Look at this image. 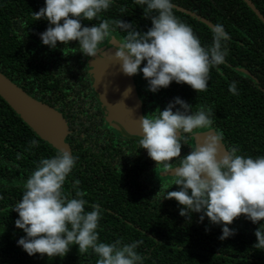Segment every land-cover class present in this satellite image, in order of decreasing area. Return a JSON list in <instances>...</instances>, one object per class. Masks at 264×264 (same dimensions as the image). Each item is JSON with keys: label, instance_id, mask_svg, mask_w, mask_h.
I'll use <instances>...</instances> for the list:
<instances>
[{"label": "trees", "instance_id": "obj_1", "mask_svg": "<svg viewBox=\"0 0 264 264\" xmlns=\"http://www.w3.org/2000/svg\"><path fill=\"white\" fill-rule=\"evenodd\" d=\"M252 2L264 15V0ZM172 3L174 14L191 26L202 45L211 44V32L200 17L224 26L231 37L226 62L218 66L219 71L210 69L203 92L172 81L153 93L138 72L136 87L143 115L151 117L179 96L192 105V111L201 106L211 111V128L222 136L226 149L235 146L242 155H264V22L244 0ZM43 5L44 0H0V71L28 94L55 107L67 120L66 142L69 152L78 159L66 178L64 194L73 196L80 190L88 201L86 210H91L93 203L100 206L99 241H140L136 251L143 258L142 264H264V250L253 247L259 222L253 224L240 214L229 225L235 234L220 240V225L210 224L207 217L199 221V213H192L187 221L179 215L183 206L174 198L159 199L165 188L177 189L175 184L169 186L172 175H162L166 170L163 165L138 147L139 136L119 131L107 120L91 83L87 66L90 57L80 52L77 42L64 45L58 41L55 48L41 43L38 34L48 22L34 20L32 12ZM99 18L131 22L140 32L151 26L143 8L133 0H114ZM81 23L91 26L99 20ZM125 34L113 26L98 47L112 36L122 42ZM233 80L238 82L236 95L228 91ZM31 139L39 144L29 149ZM194 143L192 135L182 144L180 155L189 152ZM58 150L0 96V264H96L97 256L90 249L79 253L75 244L63 257L51 258L39 253L28 255L16 244L24 233L14 225L18 213L11 206L20 198L34 162ZM172 159L170 168L179 161Z\"/></svg>", "mask_w": 264, "mask_h": 264}, {"label": "clouds", "instance_id": "obj_2", "mask_svg": "<svg viewBox=\"0 0 264 264\" xmlns=\"http://www.w3.org/2000/svg\"><path fill=\"white\" fill-rule=\"evenodd\" d=\"M113 2L44 0V5L32 12L34 20L48 22L38 34L41 43L55 48L58 41L64 45L76 41L83 55L93 57L116 26L126 33L112 54L124 74L142 73L147 89L153 93L172 81L186 83L196 92L206 90L210 69L219 71L218 66L226 62L228 54L227 42L231 37L222 24L209 25L211 44L202 45L191 26L174 14L172 0H133L151 20V26L143 32L137 31L131 22L100 19L99 14ZM93 19L99 23L91 26L81 23ZM237 83L229 82V93L238 94ZM130 91L129 87L124 94ZM191 109L192 105L177 96L151 117H140L142 134L138 147L145 149L157 164L172 170L169 186H178L171 191L165 188L159 199L174 198L183 206L179 215L187 221L192 213H199V221L207 217L210 224L220 225V240L235 234L229 225L244 214L253 224L259 222L254 229L253 247L264 250V155H242L235 146L221 153L222 136L211 128V111L203 106L196 111ZM200 128L209 131L181 156L182 144L188 143L193 130ZM38 144L36 139L29 140V149ZM172 158L179 161L170 168ZM77 159L65 149L34 162L20 198L11 206L18 213L14 225L24 233L16 244L28 255L39 253L49 258L63 257L75 244L79 253L90 249L97 256L96 264H142L143 258L136 251L140 241L123 244L119 239L109 243L99 241L100 206L93 203L89 206L91 210H86L88 201L80 190L73 196L64 194L66 178Z\"/></svg>", "mask_w": 264, "mask_h": 264}, {"label": "water", "instance_id": "obj_3", "mask_svg": "<svg viewBox=\"0 0 264 264\" xmlns=\"http://www.w3.org/2000/svg\"><path fill=\"white\" fill-rule=\"evenodd\" d=\"M264 22V15L252 0H244ZM182 11H188L180 6ZM200 19L208 25H213L204 17ZM119 42L111 40V44L98 49L97 54L88 59V69L92 76V86L98 95L101 107L110 124L120 131L139 136V120L143 115V103L138 94L134 75H126L120 69V64L114 59L113 53ZM131 88L125 95V89ZM0 96L20 115V117L44 140L60 150L70 151L66 142L68 122L55 107L28 94L21 86L13 82L0 71ZM209 130L196 132L194 140L201 142ZM226 147L221 140L219 151L223 153ZM172 175V170H165L162 175Z\"/></svg>", "mask_w": 264, "mask_h": 264}, {"label": "flooded vegetation", "instance_id": "obj_4", "mask_svg": "<svg viewBox=\"0 0 264 264\" xmlns=\"http://www.w3.org/2000/svg\"><path fill=\"white\" fill-rule=\"evenodd\" d=\"M113 39V36L106 42V43H103L102 46H100L99 48L101 47H104V46H107V45H110L111 44V40ZM114 40L118 41L117 39L114 38ZM119 42V41H118ZM89 59V58H88ZM88 59H87V66H88ZM90 73V72H89ZM91 75V74H90ZM92 78V76H91ZM139 78H136L135 77V74H134V81H135V84H137ZM137 81V82H136ZM92 83V82H91ZM137 88V87H136ZM94 89V88H93ZM95 91V90H94ZM138 91V90H137ZM97 94V93H96ZM98 96V95H97ZM99 100V99H98ZM142 100V99H141ZM143 103V102H142ZM101 105V104H100ZM144 111V110H143ZM144 113V112H143ZM205 130H209V129H202L201 131H205ZM120 131V130H119ZM201 131H198V132H201ZM123 132H126L123 130ZM217 132V131H216ZM127 134H129L128 132H126ZM131 135V134H130ZM223 142V141H222ZM150 175H154L153 173L150 172ZM155 176V175H154Z\"/></svg>", "mask_w": 264, "mask_h": 264}]
</instances>
